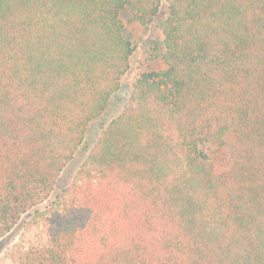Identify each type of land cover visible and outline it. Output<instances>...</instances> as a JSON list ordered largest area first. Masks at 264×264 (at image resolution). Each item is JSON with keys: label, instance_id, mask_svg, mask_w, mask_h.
Wrapping results in <instances>:
<instances>
[{"label": "trees", "instance_id": "trees-1", "mask_svg": "<svg viewBox=\"0 0 264 264\" xmlns=\"http://www.w3.org/2000/svg\"><path fill=\"white\" fill-rule=\"evenodd\" d=\"M162 6L165 67L37 207ZM30 210L15 264H264V0H0V239Z\"/></svg>", "mask_w": 264, "mask_h": 264}, {"label": "rangeland", "instance_id": "rangeland-1", "mask_svg": "<svg viewBox=\"0 0 264 264\" xmlns=\"http://www.w3.org/2000/svg\"><path fill=\"white\" fill-rule=\"evenodd\" d=\"M165 14L166 9L162 6L152 21L142 24L135 18L130 8L126 7L121 10L120 17L133 45L129 69L122 76L120 88L109 99L106 109L99 117L89 123L83 143L75 150L73 158L59 172L50 198L37 207L45 205L60 189L69 185L75 171L97 139L101 127L126 106L131 84L135 77L143 71L161 70L165 67L162 59L163 35L159 27V23ZM33 211L30 210L23 214L13 228L0 239V264L16 263L21 246L20 236L25 222L30 218Z\"/></svg>", "mask_w": 264, "mask_h": 264}]
</instances>
